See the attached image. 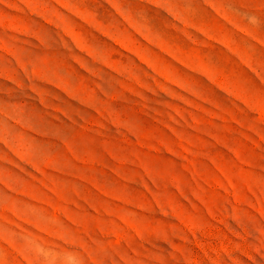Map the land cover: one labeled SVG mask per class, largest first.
<instances>
[{
    "label": "rangeland",
    "instance_id": "1",
    "mask_svg": "<svg viewBox=\"0 0 264 264\" xmlns=\"http://www.w3.org/2000/svg\"><path fill=\"white\" fill-rule=\"evenodd\" d=\"M0 264H264V0H0Z\"/></svg>",
    "mask_w": 264,
    "mask_h": 264
}]
</instances>
